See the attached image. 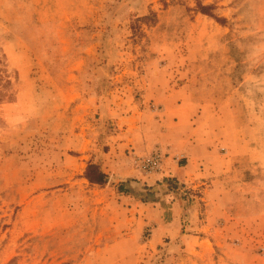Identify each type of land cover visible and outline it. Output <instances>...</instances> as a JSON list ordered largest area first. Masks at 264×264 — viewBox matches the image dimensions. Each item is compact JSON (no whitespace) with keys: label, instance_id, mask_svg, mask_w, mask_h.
Wrapping results in <instances>:
<instances>
[{"label":"rangeland","instance_id":"374dc122","mask_svg":"<svg viewBox=\"0 0 264 264\" xmlns=\"http://www.w3.org/2000/svg\"><path fill=\"white\" fill-rule=\"evenodd\" d=\"M0 76V264H198L181 238L153 246L114 178H83L106 156L128 167L122 135L175 91L221 108L239 163L264 156V0H0ZM171 183L184 200L204 188ZM236 183L256 212L239 201V223H214L212 257L264 264V168Z\"/></svg>","mask_w":264,"mask_h":264},{"label":"crops","instance_id":"0c3cea01","mask_svg":"<svg viewBox=\"0 0 264 264\" xmlns=\"http://www.w3.org/2000/svg\"><path fill=\"white\" fill-rule=\"evenodd\" d=\"M175 93L166 97L168 100L161 113L147 115L145 123L134 125L129 134L125 132L122 135L125 142L121 146L129 152L134 150V154L140 157H147L156 149L166 154L158 172L141 173L128 157V167L126 162H116L108 156L104 158L103 166L98 165L109 179H120L116 183L117 190L121 187L124 192L119 193L132 199L141 223H156L153 246L159 245L162 238H169L170 242L181 238L186 252L200 260L198 264H227L223 258L216 261L212 257L213 244L220 243L223 237V234L212 232L213 225L239 223L236 219L241 210L239 201L247 204L248 211L245 212L248 215L255 214L253 196L257 193L242 187L250 182L236 183V171L264 168V156L248 155L254 159L250 160V167L246 161V166L239 163L236 146L229 147L231 143L236 144V139L229 140L225 133L226 121L221 108L207 100L202 103L201 99L198 101L194 97L174 99ZM123 159L126 160V157ZM128 180L145 191L171 181L184 188H204L197 191L200 195L193 200H184L181 191L170 188L169 191L153 194L151 197L154 199L148 200L129 192L121 182ZM258 218H264V212L258 214ZM181 223L191 225L183 229ZM193 223H206L199 230L204 236L188 231L194 230L191 228Z\"/></svg>","mask_w":264,"mask_h":264},{"label":"trees","instance_id":"16d2710c","mask_svg":"<svg viewBox=\"0 0 264 264\" xmlns=\"http://www.w3.org/2000/svg\"><path fill=\"white\" fill-rule=\"evenodd\" d=\"M211 9H212V6L210 5L205 6V5H202L200 2L196 1V11L198 13H201L202 15L213 18L214 20L218 21L220 24H224V22H226L225 19H222V18H219L213 15L211 12ZM148 18H149L148 16H144L141 19H139V21H145ZM0 80H1V76H0ZM2 80H3L2 87L4 86L7 87L11 85L9 79H2ZM0 96H2V93H0ZM10 97L11 96H9L8 98ZM83 178L92 186L102 187V186H105L108 182V175L105 174L101 170V167L97 163H93V162H89L87 164L84 170ZM118 189H119V192H124L123 190H121V187H119Z\"/></svg>","mask_w":264,"mask_h":264},{"label":"built area","instance_id":"2783aa9c","mask_svg":"<svg viewBox=\"0 0 264 264\" xmlns=\"http://www.w3.org/2000/svg\"><path fill=\"white\" fill-rule=\"evenodd\" d=\"M165 153L156 149L147 157L133 156V162L141 173L152 174L160 170Z\"/></svg>","mask_w":264,"mask_h":264},{"label":"water","instance_id":"95a60500","mask_svg":"<svg viewBox=\"0 0 264 264\" xmlns=\"http://www.w3.org/2000/svg\"><path fill=\"white\" fill-rule=\"evenodd\" d=\"M114 181H116V183L118 181H120V179L118 178H114ZM125 186L126 189L131 192L133 195L135 196H140V198H145V197H151L153 194L155 193H159V192H163V191H169L170 189L172 190V183L171 182H166L163 185L159 186V187H155L153 189H150L148 191H145L143 189L140 188V186L135 183L134 181H121ZM176 186V190H179L180 187H177V184H174ZM170 188V189H169ZM182 192V191H181Z\"/></svg>","mask_w":264,"mask_h":264}]
</instances>
